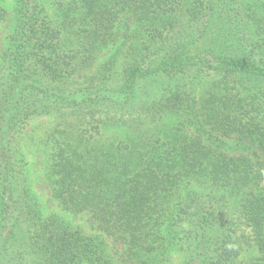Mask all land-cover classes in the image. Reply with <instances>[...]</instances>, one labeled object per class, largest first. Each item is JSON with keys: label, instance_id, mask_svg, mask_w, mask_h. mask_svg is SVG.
I'll list each match as a JSON object with an SVG mask.
<instances>
[{"label": "trees", "instance_id": "obj_1", "mask_svg": "<svg viewBox=\"0 0 264 264\" xmlns=\"http://www.w3.org/2000/svg\"><path fill=\"white\" fill-rule=\"evenodd\" d=\"M16 1L0 264H264V1ZM54 114L53 197L113 254L32 192L19 135Z\"/></svg>", "mask_w": 264, "mask_h": 264}, {"label": "rangeland", "instance_id": "obj_2", "mask_svg": "<svg viewBox=\"0 0 264 264\" xmlns=\"http://www.w3.org/2000/svg\"><path fill=\"white\" fill-rule=\"evenodd\" d=\"M250 1H257L258 3L261 2V0ZM263 1L264 0H262V2ZM16 5V0H0V6L5 9L7 13L6 17L0 22V59L6 48L7 40L14 29ZM49 12L51 15H54L57 12L56 7L51 6ZM101 60L102 59L99 60L98 64H100ZM60 116L61 115L54 114L51 116L35 118L28 123V126L19 135L20 153L26 163L32 192L35 194V198L38 201L41 211L45 217L57 215L74 227L81 229L86 235H102V237H104L111 245L110 250L113 254L115 250H120L121 246L112 242L111 238L102 234L97 227L91 223L88 216L84 214L72 213L64 209L53 197L49 183L45 178L46 170L49 167V147L45 144L46 137L58 126V124L62 122L75 124L77 122L76 118H65L62 120ZM73 142L75 143L74 140ZM117 253H121V251ZM182 261L183 258L180 254H174L171 258L170 264H182Z\"/></svg>", "mask_w": 264, "mask_h": 264}]
</instances>
